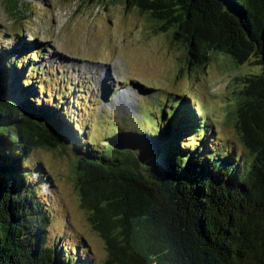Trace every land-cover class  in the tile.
Returning <instances> with one entry per match:
<instances>
[{"label":"trees","instance_id":"16d2710c","mask_svg":"<svg viewBox=\"0 0 264 264\" xmlns=\"http://www.w3.org/2000/svg\"><path fill=\"white\" fill-rule=\"evenodd\" d=\"M90 1L144 14L183 48L187 70L223 58L228 69L249 60L262 66L264 0ZM6 4L15 15L20 0ZM6 51L0 49V264H91L77 247L69 254L44 242L49 219L25 164L38 146L72 155L73 182L107 264H264L263 67L230 81L224 123L234 140L215 135L213 123L175 95L160 101L157 128H116L112 142L96 148L82 145L55 107L35 104L23 52Z\"/></svg>","mask_w":264,"mask_h":264},{"label":"rangeland","instance_id":"374dc122","mask_svg":"<svg viewBox=\"0 0 264 264\" xmlns=\"http://www.w3.org/2000/svg\"><path fill=\"white\" fill-rule=\"evenodd\" d=\"M12 12L15 15L6 0H0V49L7 54L23 52L27 65L23 78L32 86L31 99L55 107L74 123L82 145L103 147L106 139L112 142L116 128L143 134L157 128L159 101L169 95L186 97L199 119L213 123L215 135L234 140L224 123L230 81L237 74L259 72L261 65L249 60L238 69H228L223 58L203 69L187 70L181 46L152 29L144 14L116 2L104 6L90 0H20ZM96 68L109 74V81L99 80ZM118 95L129 104L125 111L112 105ZM71 157L38 146L25 159L35 198L49 219L43 226L44 242L51 249L61 245V251L69 254L77 247L91 264H107L105 245L81 206Z\"/></svg>","mask_w":264,"mask_h":264},{"label":"water","instance_id":"95a60500","mask_svg":"<svg viewBox=\"0 0 264 264\" xmlns=\"http://www.w3.org/2000/svg\"><path fill=\"white\" fill-rule=\"evenodd\" d=\"M260 40H261V55H260V58H261V63H262V67L264 68V21H263V25H262V29H261V32H260ZM6 102H9L8 100H5ZM4 102V106H8V104ZM21 110V112L24 110L22 109V107H19V111ZM33 120V119H31ZM34 121V120H33ZM32 126V125H31ZM35 129L40 131L41 133H44L45 132V136L50 140V141H56V138L54 137V135L51 133V131H48L49 129H44V128H41V127H37L35 125ZM62 149V148H61ZM154 181H157L158 180H153ZM152 182V181H151Z\"/></svg>","mask_w":264,"mask_h":264},{"label":"bare ground","instance_id":"6f19581e","mask_svg":"<svg viewBox=\"0 0 264 264\" xmlns=\"http://www.w3.org/2000/svg\"><path fill=\"white\" fill-rule=\"evenodd\" d=\"M85 71H89V68H88V70H85ZM94 71H95V74L99 80L109 81V78H110L109 74L105 76L104 74L101 73L102 71L99 68H96V70H94ZM109 86H110V83H108V85L106 86V91L109 90ZM125 90H127V92L130 93V89L126 88ZM112 103H113L112 105H116L119 109L124 110V111L126 110V107L129 105L128 102L125 99H123L122 97H120L119 95L117 96V99L113 100Z\"/></svg>","mask_w":264,"mask_h":264}]
</instances>
